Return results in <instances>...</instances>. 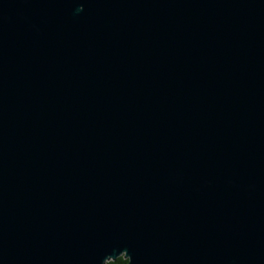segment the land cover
<instances>
[{
    "label": "water",
    "instance_id": "1",
    "mask_svg": "<svg viewBox=\"0 0 264 264\" xmlns=\"http://www.w3.org/2000/svg\"><path fill=\"white\" fill-rule=\"evenodd\" d=\"M264 264V0H0V264Z\"/></svg>",
    "mask_w": 264,
    "mask_h": 264
},
{
    "label": "trees",
    "instance_id": "2",
    "mask_svg": "<svg viewBox=\"0 0 264 264\" xmlns=\"http://www.w3.org/2000/svg\"><path fill=\"white\" fill-rule=\"evenodd\" d=\"M128 260L124 259L123 257L118 258L116 261H111L107 264H127Z\"/></svg>",
    "mask_w": 264,
    "mask_h": 264
}]
</instances>
